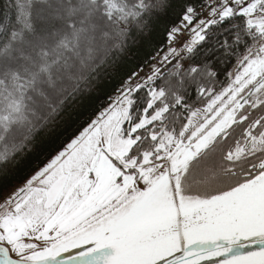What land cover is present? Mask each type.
<instances>
[{"label":"snow or ice","instance_id":"6c2138e0","mask_svg":"<svg viewBox=\"0 0 264 264\" xmlns=\"http://www.w3.org/2000/svg\"><path fill=\"white\" fill-rule=\"evenodd\" d=\"M0 264H264V0H3Z\"/></svg>","mask_w":264,"mask_h":264},{"label":"trees","instance_id":"16d2710c","mask_svg":"<svg viewBox=\"0 0 264 264\" xmlns=\"http://www.w3.org/2000/svg\"><path fill=\"white\" fill-rule=\"evenodd\" d=\"M3 3V0H0V4H2ZM114 83L115 82H112V83H110V84H108V85H105V88H104V90L105 91H108V90H110L111 89V87H113L114 86Z\"/></svg>","mask_w":264,"mask_h":264}]
</instances>
